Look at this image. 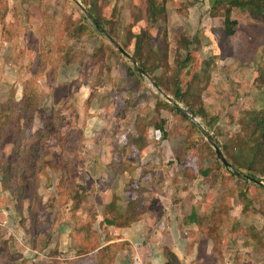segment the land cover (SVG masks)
<instances>
[{
	"label": "rangeland",
	"instance_id": "1",
	"mask_svg": "<svg viewBox=\"0 0 264 264\" xmlns=\"http://www.w3.org/2000/svg\"><path fill=\"white\" fill-rule=\"evenodd\" d=\"M213 1L0 0V264H264V17Z\"/></svg>",
	"mask_w": 264,
	"mask_h": 264
},
{
	"label": "trees",
	"instance_id": "2",
	"mask_svg": "<svg viewBox=\"0 0 264 264\" xmlns=\"http://www.w3.org/2000/svg\"><path fill=\"white\" fill-rule=\"evenodd\" d=\"M153 2H154V0H151V2H150V11H149L150 18H151L150 19V23H151V21H154L155 20V19H153V16L155 15V9L159 10L160 8H162V6H156ZM224 2L227 3V7L221 12L220 15H227V14H229L232 7H240L242 9L248 10L249 13L252 14L253 16H261V17H264V0H226V1H223V0H214L212 2V9L215 8L217 5L222 4ZM88 11L91 13L90 10H88ZM92 16H93V14H92ZM93 21H94V24H97L98 25V27L99 26H102L101 23H100V21H99V19L97 17L94 16ZM143 32H145V31H142V33ZM227 33L230 35V34H232V31L231 30H229V31L227 30ZM149 36H151V35H149ZM134 60L136 62H138V64H140L139 63V58H137V56H135V59ZM140 66L143 68V66L141 64H140ZM155 83H156V85L158 84L156 81H155ZM173 98H174L175 101L183 102V95L181 94V92H180L179 89L173 93ZM165 104H168L171 107V104L170 103H165ZM172 107H173L174 111H176L177 113H180L182 116H185L184 112L181 110L180 107L175 106V105H172ZM189 108H190L189 110L194 115H198V116H201L202 115L201 112H199L198 110L194 109L193 107L189 106ZM250 121L254 124L253 125V131L252 132L253 133H256V135H257V139H255L253 137V141L254 142H253V146L252 147H254L256 143H258L259 144L258 145L259 151L260 150H264V107L260 111H258L256 113H253ZM46 134H47V131L44 130L43 132L39 133L40 137L38 136L37 133H35L33 136H36L39 139H41V137H43ZM255 156H257V155H254V157ZM247 177L249 179L254 180V175L251 174V173L248 174ZM69 181L70 180H66L65 179L63 185L67 187V183H69ZM71 193H72V197H75V199H76V195H75L76 194V191L72 189L71 190ZM131 207L135 208V206L133 205V203H130L128 205V210L130 212H126V215H122L125 219L121 223V226L122 225L131 224L133 222H136L139 219V217L138 218L137 217L135 218V216H136L135 215V212L132 211L134 209H132ZM106 220L109 223H116L113 219H110L108 217V215H106ZM168 256L170 258H173L176 255L175 254H172L171 252H168ZM166 264H168V262H166Z\"/></svg>",
	"mask_w": 264,
	"mask_h": 264
},
{
	"label": "water",
	"instance_id": "3",
	"mask_svg": "<svg viewBox=\"0 0 264 264\" xmlns=\"http://www.w3.org/2000/svg\"><path fill=\"white\" fill-rule=\"evenodd\" d=\"M97 27H98V25L97 24H95ZM111 39V38H110ZM113 41V40H112ZM114 42V41H113ZM117 47H118V49H119V51L123 54V55H125V56H127L128 58H130L132 61H133V63H136V61L133 59V57L127 52V51H125L122 47H120L119 45H117ZM139 69V71H142L141 70V68H138ZM168 99L169 100H172L171 98H169L168 97ZM181 108V107H180ZM181 110L183 111V109L181 108ZM188 111H189V116L194 120V121H196V116L189 110V109H187ZM203 127L201 126V129H202ZM204 130V129H203ZM204 133H205V135H206V138L208 139V141L211 143V145L213 146V148H214V150H215V153H216V156L221 160V162L223 163V165L225 166V167H228V168H230L231 167V164H230V162L226 159V157H225V155L223 154V152H222V150L220 149V147H219V145L217 144V141L215 140V138H214V136L212 135V134H210V133H207L205 130H204ZM237 173H239V172H237Z\"/></svg>",
	"mask_w": 264,
	"mask_h": 264
},
{
	"label": "crops",
	"instance_id": "4",
	"mask_svg": "<svg viewBox=\"0 0 264 264\" xmlns=\"http://www.w3.org/2000/svg\"><path fill=\"white\" fill-rule=\"evenodd\" d=\"M139 224H140V221H136L134 223H131L130 226H134L135 230H140L138 234H141L143 229L139 226ZM130 226L128 227L129 230L132 229V227H130ZM18 227H19V231L23 233L22 228L20 226H18ZM12 230H15V228H12ZM122 233L123 234H126V233H128V231L127 232L126 231H122ZM164 244H167L175 252V255H176V254H179L180 247H181L182 251H185L184 250V247H186L185 244H187V242L185 241L183 244L177 245V243H174L173 241L172 242L169 241V238H168V240L167 239L165 240V243ZM139 248H142V247H139ZM139 248L136 247V250H139ZM177 257L178 258H182V257H180V255H178ZM150 260L153 261V258H151ZM152 261H151V264H152ZM153 264H166V259H162L161 260V258H158V261H156V262L153 261Z\"/></svg>",
	"mask_w": 264,
	"mask_h": 264
}]
</instances>
